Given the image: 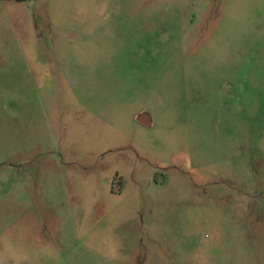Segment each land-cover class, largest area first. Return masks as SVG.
<instances>
[{
    "label": "rangeland",
    "instance_id": "1",
    "mask_svg": "<svg viewBox=\"0 0 264 264\" xmlns=\"http://www.w3.org/2000/svg\"><path fill=\"white\" fill-rule=\"evenodd\" d=\"M0 264H264V0H0Z\"/></svg>",
    "mask_w": 264,
    "mask_h": 264
},
{
    "label": "crops",
    "instance_id": "2",
    "mask_svg": "<svg viewBox=\"0 0 264 264\" xmlns=\"http://www.w3.org/2000/svg\"><path fill=\"white\" fill-rule=\"evenodd\" d=\"M136 120L145 126H152V120L147 111L141 112L136 116Z\"/></svg>",
    "mask_w": 264,
    "mask_h": 264
},
{
    "label": "trees",
    "instance_id": "3",
    "mask_svg": "<svg viewBox=\"0 0 264 264\" xmlns=\"http://www.w3.org/2000/svg\"><path fill=\"white\" fill-rule=\"evenodd\" d=\"M18 2H23V1H32V0H17Z\"/></svg>",
    "mask_w": 264,
    "mask_h": 264
}]
</instances>
